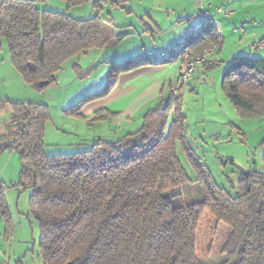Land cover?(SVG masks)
<instances>
[{
	"label": "trees",
	"instance_id": "obj_1",
	"mask_svg": "<svg viewBox=\"0 0 264 264\" xmlns=\"http://www.w3.org/2000/svg\"><path fill=\"white\" fill-rule=\"evenodd\" d=\"M59 1L66 11L87 2ZM100 2L92 3V18L75 20L39 8L34 0H0V50L5 42L22 80L42 91L55 83L54 76L74 56L106 45L104 25L110 22L100 17ZM121 2L112 3L121 7ZM186 40L181 52L155 64L143 57L112 65L104 87L65 114L82 117L85 106L111 94L120 76L146 66L180 62L178 80L185 64L206 51L214 54L222 45L211 22L202 23ZM258 45L264 46V38ZM209 59L199 65L206 72L221 64ZM42 82L47 84L39 87ZM220 84L240 118L264 116L263 60L233 58ZM183 88L175 95L173 83L162 85L158 103L143 114L140 128L120 140H98L85 151L52 156L44 153L43 143L48 107L11 104L0 156L18 154V185L31 190L28 208L38 224L43 264H202L216 256L224 257L225 264H264V175L243 173L235 196L215 185L187 141ZM3 104L0 100V108ZM178 147L203 197L196 204L172 208L165 193L190 182L178 161ZM0 217L8 238L13 226L2 183Z\"/></svg>",
	"mask_w": 264,
	"mask_h": 264
},
{
	"label": "rangeland",
	"instance_id": "obj_2",
	"mask_svg": "<svg viewBox=\"0 0 264 264\" xmlns=\"http://www.w3.org/2000/svg\"><path fill=\"white\" fill-rule=\"evenodd\" d=\"M34 1L39 8L65 13L75 20L92 18V3L101 1L100 17L110 22L104 25L107 43L101 50L74 56L54 76L52 86L38 91L26 84L16 72L6 43L2 42L0 100L4 104L0 108V136L8 133L11 104H41L48 107L50 120L45 126L43 143L44 153L49 156L82 152L92 142H114L126 132L137 131L141 126L140 121L130 123L129 131H126L125 122L122 126L113 122L118 120L119 114L112 117L108 114H115V111L128 106L131 100L129 95L115 102L109 98L108 102L101 103L109 94L85 106L81 111L82 117L65 114V111L81 98L99 92L106 83L112 65L143 57L157 63L161 60L150 56L163 52L168 54L167 57L173 55L172 49L176 43L187 39L193 33L194 25H202L195 18L199 9L197 3L200 2L205 8L209 6L208 10L213 16L210 22L222 38L221 48L209 60L221 64L208 72L198 66L189 86H184L180 91L188 144L199 163L211 174L215 185L230 196H235L243 173L255 168L256 172L264 175V116L240 118L220 84L223 71L233 58L264 61V46L258 45L264 38V0H123L121 7L112 3L115 0H87L67 11L65 4L59 0ZM218 10L222 13H218ZM167 67L169 73L171 67L175 71L178 62ZM86 107L93 109L88 112L90 114L84 112ZM102 109L106 112L99 111ZM176 153L190 182L165 193L172 208L196 204L203 197L202 188L195 181L196 174L179 147ZM19 171L17 152L0 156V183L5 188V198L17 231L15 241L25 242L28 264H38V224L29 214L31 190L18 185ZM2 232L0 217V243ZM201 263L225 264V258L211 257L203 259Z\"/></svg>",
	"mask_w": 264,
	"mask_h": 264
},
{
	"label": "crops",
	"instance_id": "obj_3",
	"mask_svg": "<svg viewBox=\"0 0 264 264\" xmlns=\"http://www.w3.org/2000/svg\"><path fill=\"white\" fill-rule=\"evenodd\" d=\"M212 19H213V16H212ZM201 26L202 25L200 26L194 25L191 31L193 32L192 34L197 33L200 30ZM185 42H186V39L181 43H178V44L176 43L174 47L181 46ZM140 54H142V52ZM162 54H166V53L163 52L161 54H158V55L155 54L150 57L152 58L157 57L158 58L157 60H164L165 58L161 57ZM148 59L152 63L153 59L152 60L151 58H148ZM152 64H155V63H152ZM168 68L169 67H167L166 65H150V66H146L144 68L138 69L129 74H124L120 76L118 86L111 92L110 96L107 99H104L101 101V103H105L106 101L108 102L109 98H111V101L115 102L118 98L124 99L126 95H129L131 99L129 102V105L119 109L118 111H115V113L119 114L117 118L118 120H113L115 124H117L118 126L119 125L122 126V123L125 122L127 124L125 127V130L129 131L128 129L130 128V125H129L130 123H135L137 121L141 122V118L143 114L146 111L150 110L152 107H154L158 103L159 93H160L162 85L173 83V81L178 78L180 71L182 69V65L180 62H178L177 70L174 71V69H172L173 67H171L170 73L168 72ZM88 108L89 107H86L84 112L88 113L91 110H93L91 108L90 109ZM127 133L129 132H126L125 134ZM8 210H9V207H8ZM10 216H11V213H10ZM11 219H12V216H11ZM2 224H3V220H2ZM12 226H13L12 231L9 234V237L6 238L4 235V224H3L2 243H0V262L6 261L8 264H28V262L26 261L27 250L25 247V242H21L20 240L19 242L17 241L16 243L15 241L17 231H15L14 229L13 219H12ZM33 251H34V248H33ZM37 252H38V249H37ZM37 255L39 257L37 259L38 264H43L39 256V253H37Z\"/></svg>",
	"mask_w": 264,
	"mask_h": 264
},
{
	"label": "built area",
	"instance_id": "obj_4",
	"mask_svg": "<svg viewBox=\"0 0 264 264\" xmlns=\"http://www.w3.org/2000/svg\"><path fill=\"white\" fill-rule=\"evenodd\" d=\"M197 4H198L199 9H198V12L195 14V18H197V20L200 23L210 22L212 20V15L210 11L208 10L209 6L205 8L200 2H198ZM218 13H222V11L218 10ZM183 48H184V45L174 47L172 49V52L179 53L182 51ZM212 53H213V50L206 51L202 53L201 55L194 57L191 61L185 64L181 77L178 80L173 82L175 95L177 93V90L184 87L190 81L191 76L193 72L196 71L197 67L202 62L207 61L210 58V56L213 55ZM167 56H168L167 54L161 55L162 58H166ZM0 264H8V263L6 261H2L0 262Z\"/></svg>",
	"mask_w": 264,
	"mask_h": 264
},
{
	"label": "water",
	"instance_id": "obj_5",
	"mask_svg": "<svg viewBox=\"0 0 264 264\" xmlns=\"http://www.w3.org/2000/svg\"><path fill=\"white\" fill-rule=\"evenodd\" d=\"M83 53H87L86 51H84ZM47 84V82H42V83H40L39 84V87H43V86H45ZM256 170H255V168H252V170H251V172H255ZM40 189V186L38 185V190ZM226 264H239L237 261H231V262H229V263H226Z\"/></svg>",
	"mask_w": 264,
	"mask_h": 264
}]
</instances>
